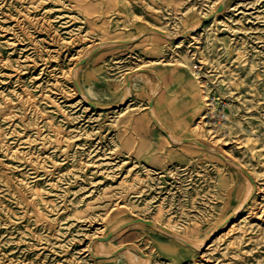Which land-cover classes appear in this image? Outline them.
<instances>
[{
    "label": "rangeland",
    "instance_id": "1",
    "mask_svg": "<svg viewBox=\"0 0 264 264\" xmlns=\"http://www.w3.org/2000/svg\"><path fill=\"white\" fill-rule=\"evenodd\" d=\"M127 249L264 264V0H0V264Z\"/></svg>",
    "mask_w": 264,
    "mask_h": 264
},
{
    "label": "bare ground",
    "instance_id": "2",
    "mask_svg": "<svg viewBox=\"0 0 264 264\" xmlns=\"http://www.w3.org/2000/svg\"><path fill=\"white\" fill-rule=\"evenodd\" d=\"M199 26H200V23L196 26V28H198ZM174 61L176 62V64H184V65H187L189 67V70L193 73V76L198 80V75L192 69L191 63H190L191 61L189 59L188 60H184V59L182 60L180 57L179 58L176 57ZM142 74H143L142 72L139 73V75H142ZM198 82H200V81L198 80ZM200 86L203 87L202 85H200ZM195 98L197 99V102L198 103H201L200 109H201L202 106L204 107V104L206 102H204V93H203V91H197ZM152 109H154V108H152ZM202 113L203 112L198 111V112L195 113V115H196V117L199 118V117L202 116ZM153 115L156 116V114H155L154 111H153ZM171 136L174 137L173 134H171ZM246 180L247 181H246V186H245V196L243 198V203L251 196V194L253 193V190L255 189V185L253 184V182L251 181V179L247 178ZM243 203L241 204V206L243 205ZM229 217H228V219L231 218V217L230 218ZM217 231L218 230L216 228L213 229L208 235H206V237H204L202 239L203 242H205L207 240H210L216 234ZM101 246H104V243H102ZM125 252L127 253L128 257L130 258L132 264H146L148 262V258H144L142 256H136V255H134V253L130 249H127Z\"/></svg>",
    "mask_w": 264,
    "mask_h": 264
},
{
    "label": "built area",
    "instance_id": "3",
    "mask_svg": "<svg viewBox=\"0 0 264 264\" xmlns=\"http://www.w3.org/2000/svg\"><path fill=\"white\" fill-rule=\"evenodd\" d=\"M201 61H202L201 59H196L194 61V69H195L196 74L198 75V78H202V80L207 81L206 78L204 77L205 75H203V76L201 75V71H202V63H201ZM213 102H214L213 99H212V101L210 100V104H212ZM223 104H224V108L221 111L220 116H222V118H227L226 107H225L226 104L225 103H223ZM211 106H214V105H211Z\"/></svg>",
    "mask_w": 264,
    "mask_h": 264
}]
</instances>
